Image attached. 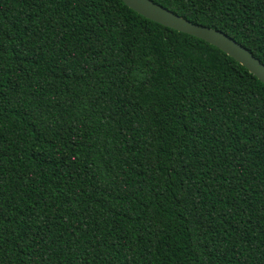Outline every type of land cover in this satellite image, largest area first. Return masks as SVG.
Returning <instances> with one entry per match:
<instances>
[{"label": "trees", "instance_id": "trees-1", "mask_svg": "<svg viewBox=\"0 0 264 264\" xmlns=\"http://www.w3.org/2000/svg\"><path fill=\"white\" fill-rule=\"evenodd\" d=\"M264 64V0H152ZM0 264H264V84L122 0H0Z\"/></svg>", "mask_w": 264, "mask_h": 264}, {"label": "water", "instance_id": "water-1", "mask_svg": "<svg viewBox=\"0 0 264 264\" xmlns=\"http://www.w3.org/2000/svg\"><path fill=\"white\" fill-rule=\"evenodd\" d=\"M129 8L143 17L167 28L202 39L219 48L254 74L264 84V64L247 48L227 34L185 19L152 0H122Z\"/></svg>", "mask_w": 264, "mask_h": 264}]
</instances>
